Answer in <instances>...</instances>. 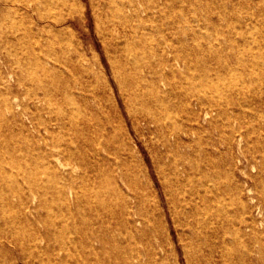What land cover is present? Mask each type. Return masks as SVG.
<instances>
[{
	"label": "rangeland",
	"instance_id": "obj_1",
	"mask_svg": "<svg viewBox=\"0 0 264 264\" xmlns=\"http://www.w3.org/2000/svg\"><path fill=\"white\" fill-rule=\"evenodd\" d=\"M27 1H35L39 11L51 19L66 20L53 30L43 28L33 6L26 8L20 0H0V5L14 8L0 15V32L7 35L0 41V162L9 168L26 150L28 154L18 160L20 167L28 168L35 146L43 144L30 127L28 115L22 114L34 75L49 89L39 91L43 98L39 104L51 109L54 117H65L66 124L55 133L57 141L65 142L67 136L75 135L87 146L81 168L84 177L78 179L75 189L79 199L71 195L61 204L51 194H37L35 202H46L47 206L39 210L44 221L36 227L43 234L48 231L51 238L40 241L37 264L51 260L57 264H264V250L251 252L247 237L234 232L240 220H247L250 214L258 217L257 210L252 207L248 211L244 203H250V175H257V188H264V101L258 105L259 121L252 120L253 113L248 111L244 133L259 125L262 128L246 133L243 150L237 137L230 147L205 113L199 118L202 127L191 135V146H171L182 158L202 166L211 192L201 208L224 226L215 239L213 255L208 256L211 240L202 239L204 248L197 251L190 229L173 224L164 190L166 131L135 118L113 69L133 54L156 60L155 52L167 42L184 43L197 50L190 55V64L172 76L181 81L180 91L221 90L225 82L243 79L264 90L263 59L257 67L259 76L250 78L240 68L225 71L202 45L203 36H224L213 30L210 19L222 11L220 0H53L46 9L42 0ZM258 1L263 4L260 8ZM242 4L262 14L248 31L262 40L264 0ZM120 8L126 18L117 19L112 35L107 36L106 12L117 14ZM36 38L42 39L41 45ZM3 43L5 48H1ZM187 46L185 53L190 52ZM37 54L48 60L53 84L36 69ZM28 56L31 60L25 63ZM219 56L224 60L225 55ZM18 76L26 78V83H17ZM8 101L12 110L5 106ZM176 113L185 114L178 107ZM254 153L263 158L253 161ZM89 236L101 238L89 245L85 242ZM0 264L24 263L15 262L4 251L0 252Z\"/></svg>",
	"mask_w": 264,
	"mask_h": 264
},
{
	"label": "bare ground",
	"instance_id": "obj_2",
	"mask_svg": "<svg viewBox=\"0 0 264 264\" xmlns=\"http://www.w3.org/2000/svg\"><path fill=\"white\" fill-rule=\"evenodd\" d=\"M20 1L27 5L26 8L33 6L39 11L35 1L32 3L27 0ZM52 1L42 0L44 9L49 8ZM245 1L247 0L219 1L222 11L210 19L213 30L223 33L224 36L222 39L217 36L214 38L203 36L202 45L209 55H215V63L225 71L233 72L240 68L250 78H254L259 76L257 67H260L261 60H264L262 50L264 38L259 40L256 36H250L248 31L252 24L258 23L262 14L250 7H243L242 3ZM262 5V1L257 2V8ZM13 10L12 6L0 5V15L6 12L9 14ZM112 14L106 12L107 36L112 35V27L115 26L117 19L126 18L122 8L117 14ZM50 17L39 11L37 19L38 22L43 23V28L49 27L51 30L55 26L62 25L66 20ZM5 36L7 35H4V32H0V41H4ZM41 41V38H36L38 45H41ZM117 44L120 43L117 41ZM186 46L184 43L175 45L167 42V46L155 52L156 60L136 53L128 56L126 61L113 69L118 77L119 89L124 100L131 105L135 118L146 120L149 124L154 123L156 128L166 131L167 175L164 180V190L173 224L175 227L190 229L192 242L197 247V251L204 248L202 239L211 240L207 255L212 256L215 239L220 236L224 226L221 221L212 220V217L206 215L201 208L210 199L211 190L204 181L206 173L200 164H192L189 159L182 158L171 149V146H191L189 143L191 135L202 127L199 118L205 113L206 116L211 117L215 127L226 136L230 147L237 137V144L243 150L242 141L247 139L246 133L258 132L262 128L259 125L253 129H246V133L242 130L249 109L253 113L252 120L261 119L258 105L264 101V90L262 87L250 86L243 79L241 82H225L221 90L193 88L180 91L181 81H176L172 76L175 71L190 64L192 58L190 55L197 50L195 46H187L190 52L185 53L183 50ZM5 47L3 43L1 48ZM221 54L225 55L224 60L219 56ZM36 59V69H41L45 78L53 84L54 77L49 73L51 69L47 67L48 60L40 58L38 54ZM30 60L28 56L25 63ZM16 80L19 84H25L27 81L23 76H18ZM31 81L26 91L27 100L22 103V114L26 117L28 115L30 127L36 131V136L43 140V144L35 146L34 157L28 168L20 167L21 163L18 160L28 154L26 150L10 164L9 168L0 162V252L5 251L15 262L21 260L24 264H37L40 241L51 240L48 231L43 234L36 227L39 222L44 221L39 210L47 206L46 202H35L37 194H51L54 196V201H60L61 204L67 203L71 195L79 199L80 196L75 193V189L78 179L84 177L81 168L87 147L86 142L81 143V138L75 135L67 136L65 142L57 141L55 133L66 124L65 117H54L51 109L39 104L43 101L39 91L48 92V84L35 75L31 77ZM180 99L184 100L181 104ZM5 106L12 110L11 102H6ZM177 107L185 114H177ZM75 145L77 147H74ZM259 158L262 159L263 155L252 154L253 161L256 162ZM72 161H75V164H72ZM16 167L19 169L15 170ZM250 177L247 181L250 203H244V207L248 211L254 207L258 217L250 214L247 220H240L234 232L245 235L251 252L260 254L264 250V188L256 187L257 175ZM99 237L89 236L85 242L90 245L93 241L99 240ZM48 264H57V262L51 260Z\"/></svg>",
	"mask_w": 264,
	"mask_h": 264
}]
</instances>
